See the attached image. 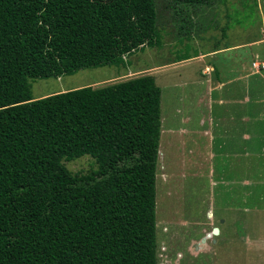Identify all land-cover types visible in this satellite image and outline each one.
Masks as SVG:
<instances>
[{"label":"trees","instance_id":"trees-1","mask_svg":"<svg viewBox=\"0 0 264 264\" xmlns=\"http://www.w3.org/2000/svg\"><path fill=\"white\" fill-rule=\"evenodd\" d=\"M155 3L0 0V264H157L154 78L37 100L29 82L126 67L160 45ZM83 156L95 171L62 163Z\"/></svg>","mask_w":264,"mask_h":264},{"label":"rangeland","instance_id":"rangeland-1","mask_svg":"<svg viewBox=\"0 0 264 264\" xmlns=\"http://www.w3.org/2000/svg\"><path fill=\"white\" fill-rule=\"evenodd\" d=\"M155 5L159 46L125 56L124 68L30 80L31 97L153 77L161 91L157 264H264V144L254 138L247 146L242 137L255 123L257 97L252 94H264V87L257 89L256 83L248 91L247 85L242 95L239 85L228 80L232 67L249 77L262 75L252 62H264V0L195 6L156 0ZM206 66L216 69L211 80L203 72ZM218 74L222 82L233 83L225 93L227 82H220ZM262 124L253 128L256 137L264 134ZM255 148L263 149L257 153ZM62 163L72 174L97 169L89 156ZM235 177L244 183L232 182Z\"/></svg>","mask_w":264,"mask_h":264},{"label":"crops","instance_id":"crops-1","mask_svg":"<svg viewBox=\"0 0 264 264\" xmlns=\"http://www.w3.org/2000/svg\"><path fill=\"white\" fill-rule=\"evenodd\" d=\"M222 51H225V50H221V51H214L213 53H221ZM225 53V52H224ZM185 61V60H184ZM184 61H182V62H184ZM178 63H180V62H178ZM234 69V72L232 73L233 75V77H228V80L229 81H232V82H234V83H237L238 85H239V87H240V89H242L243 91H244V93L242 94V95H244L245 94V88L244 87H246L247 85H249L248 86V91L249 90H252V91H254V89H255V85H256V83H258L257 84V89H259V88H261V87H264V71H257V72H262V75H259V76H253V75H255L254 74V72L252 73V76H246V74L244 75L243 73H246V71L245 70H243V72H242V70H238V67H236V68H234V67H232V70ZM235 69H237L238 71H236ZM248 69V68H247ZM215 70L216 69H213L211 66H206L204 69H203V72L205 73V74H207L206 75V77L207 78H209L210 80L212 79V76L215 74ZM203 73V74H204ZM214 73V74H213ZM219 75V78H220V74H218ZM246 77V78H245ZM253 78H255V79H253ZM231 79V80H230ZM253 79V80H252ZM257 81V82H253V81ZM223 81V78H220V82H222ZM229 81H226L227 82V84H226V88H225V90H224V93L226 92V90H227V86H230V85H232L233 83L232 82H229ZM225 81L224 82H222V83H226ZM207 86V85H206ZM223 86V85H222ZM236 88V87H235ZM236 92V91H235ZM251 92V91H250ZM236 94V93H235ZM242 95H240V100H241V98H242V100H244L243 98H245V96H242ZM246 95V94H245ZM253 95V98L255 97H257L256 98V100H257V103H255L254 105H256L255 107V109H256V111H252V118L255 120V123L251 126V131L250 132H248L247 134H243V136L242 137H244V138H246V143H245V145H247V146H250V145H252L253 146V144H252V140H254V138L259 142H261L262 141V143L264 144V134L261 136V137H256V134L253 132V128H258L259 127V122H262L263 124H262V127H263V129H264V94H263V92H261V93H256V95H254V94H252ZM234 95H231L230 96V98H232ZM236 96V95H235ZM228 98V97H227ZM249 99H250V94H249ZM219 105H221V106H223V105H225V103L224 102H222L221 103V101L219 100ZM251 102V100L249 101V103ZM218 105V104H217ZM216 105V106H217ZM255 124L257 125V127L255 126ZM251 125V124H250ZM260 135V134H259ZM252 137V138H251ZM251 138V140H249ZM262 139V140H261ZM243 140V139H242ZM249 140V141H248ZM263 147H264V145H263ZM256 149V148H255ZM262 149L263 148H261V149H259V150H257V153H258V151H262ZM262 165H264V164H262ZM260 167V166H259ZM258 167V168H259ZM236 168V167H235ZM264 168V167H263ZM258 175H260L259 173H257ZM256 176V175H255ZM257 177V176H256ZM259 177V176H258ZM237 179H240V182L243 184L244 183V180H243V177H235V178H232L231 179V181L233 182V181H236ZM221 180V179H220Z\"/></svg>","mask_w":264,"mask_h":264},{"label":"built area","instance_id":"built-area-1","mask_svg":"<svg viewBox=\"0 0 264 264\" xmlns=\"http://www.w3.org/2000/svg\"><path fill=\"white\" fill-rule=\"evenodd\" d=\"M252 68L256 71H264V62H259L257 60H254L252 62Z\"/></svg>","mask_w":264,"mask_h":264},{"label":"water","instance_id":"water-1","mask_svg":"<svg viewBox=\"0 0 264 264\" xmlns=\"http://www.w3.org/2000/svg\"><path fill=\"white\" fill-rule=\"evenodd\" d=\"M218 230L216 228L213 229V234H217Z\"/></svg>","mask_w":264,"mask_h":264}]
</instances>
